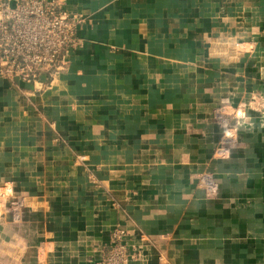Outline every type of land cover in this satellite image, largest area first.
I'll return each instance as SVG.
<instances>
[{
    "label": "crops",
    "instance_id": "crops-1",
    "mask_svg": "<svg viewBox=\"0 0 264 264\" xmlns=\"http://www.w3.org/2000/svg\"><path fill=\"white\" fill-rule=\"evenodd\" d=\"M65 3V68L0 74V264H103L118 229L131 264H264V0Z\"/></svg>",
    "mask_w": 264,
    "mask_h": 264
},
{
    "label": "built area",
    "instance_id": "built-area-1",
    "mask_svg": "<svg viewBox=\"0 0 264 264\" xmlns=\"http://www.w3.org/2000/svg\"><path fill=\"white\" fill-rule=\"evenodd\" d=\"M66 0H0V74L39 83L43 71L59 72L82 41L79 20L68 13ZM91 180L97 181L92 174ZM125 231L114 233V243L103 264H131Z\"/></svg>",
    "mask_w": 264,
    "mask_h": 264
},
{
    "label": "rangeland",
    "instance_id": "rangeland-1",
    "mask_svg": "<svg viewBox=\"0 0 264 264\" xmlns=\"http://www.w3.org/2000/svg\"><path fill=\"white\" fill-rule=\"evenodd\" d=\"M225 106V105H224ZM220 110L222 109L221 107L219 108ZM229 108H227V106H225V108L224 109H222L221 111H222V114H230V116H232L233 114H237V112H236V108L235 109H233V112L234 113H232V110H230ZM240 112L242 113V111L240 110ZM240 117H241V115H239ZM215 119L216 120H218V117L217 116H215ZM91 175V174H90ZM90 180H91V177H90ZM93 182V181H92ZM95 184L98 186V187H101L102 185L100 184V182H98V181H96L95 182ZM6 194H3V196H2V198H1V200L2 201H0V203H2L6 198H7V196H5ZM8 200V199H7ZM11 202V201H10ZM9 206H10V208L11 207H14V208H17L18 207V205H16V202L14 203V204H11V203H9Z\"/></svg>",
    "mask_w": 264,
    "mask_h": 264
},
{
    "label": "bare ground",
    "instance_id": "bare-ground-1",
    "mask_svg": "<svg viewBox=\"0 0 264 264\" xmlns=\"http://www.w3.org/2000/svg\"><path fill=\"white\" fill-rule=\"evenodd\" d=\"M76 157H78L81 160H83V162L85 164V162H86V156H80L79 155V156H76ZM92 177L97 178L94 173L92 174ZM12 193H13V188H12V186L10 184H7L5 186H0V197H2L3 194H6L5 196H7L8 198H10L11 195H12Z\"/></svg>",
    "mask_w": 264,
    "mask_h": 264
}]
</instances>
